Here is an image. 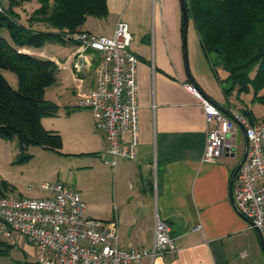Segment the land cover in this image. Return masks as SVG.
Segmentation results:
<instances>
[{"label": "crops", "instance_id": "1", "mask_svg": "<svg viewBox=\"0 0 264 264\" xmlns=\"http://www.w3.org/2000/svg\"><path fill=\"white\" fill-rule=\"evenodd\" d=\"M7 3L5 0L4 9ZM36 8L35 3L15 8L19 22ZM106 8V17H87L79 29L99 37L111 36L119 20L128 25L132 37L129 52L137 59L138 143L134 158H119L111 167L104 163L109 160L104 132L95 128L98 132L90 136L83 130L66 139L49 121L52 118L41 120L45 129L61 136L64 156H93L89 168L97 170L103 185L99 197L83 198L85 217L115 220L120 249L150 248L156 216L166 222L176 252L138 264H264L259 234L236 213L230 195L232 178L247 149L242 127L236 124L230 137L232 152L215 163L202 160L207 132L214 124L206 123L197 99L183 85L194 84L231 114L240 107L235 105L236 95L224 96L191 19L182 34L181 0H106ZM64 44L67 48L57 52L58 57L44 47L21 50L55 63L56 81L49 88L57 92V98L46 99V91L44 98L58 107L54 116L58 118L77 113L78 109H70L71 103L94 88L98 59L91 52L75 58L77 45ZM74 62L82 65L79 75L74 73ZM248 108L257 122L262 120L264 110ZM88 110L87 126L92 127ZM128 139L126 132L122 140ZM102 156L107 159L101 160ZM18 238L27 244L15 236L16 244Z\"/></svg>", "mask_w": 264, "mask_h": 264}, {"label": "built area", "instance_id": "2", "mask_svg": "<svg viewBox=\"0 0 264 264\" xmlns=\"http://www.w3.org/2000/svg\"><path fill=\"white\" fill-rule=\"evenodd\" d=\"M66 39L84 52L98 55L94 88L71 103L75 109L92 112L94 126L105 133V164L114 167L119 158L133 159L138 143L137 59L129 52L132 40L127 23L119 20L111 36H93L80 31ZM79 75L82 65L73 63ZM202 108L208 130L202 160L215 163L234 149L231 135L239 124L247 142L245 158L230 185L234 210L260 237L264 248V120L251 125L239 112L225 116L217 104L192 83L183 85ZM129 134L127 142L122 140ZM43 198L0 195V239L15 245L21 236L36 251V264H138L143 259L176 252L168 224L155 218L150 248L120 249L115 220L99 221L84 215L80 194L58 182L36 187ZM27 191L32 187L28 186Z\"/></svg>", "mask_w": 264, "mask_h": 264}, {"label": "trees", "instance_id": "3", "mask_svg": "<svg viewBox=\"0 0 264 264\" xmlns=\"http://www.w3.org/2000/svg\"><path fill=\"white\" fill-rule=\"evenodd\" d=\"M7 2V7L0 9V139L16 141L17 163L30 159L31 146L64 156L59 133L41 124L42 118L54 117L58 111L55 104L44 98L45 90L56 81L57 67L48 59L21 50L40 49L52 41L71 42L66 36L80 32L87 17H106V0ZM33 2L37 8L20 23L15 8ZM181 3L224 96L251 94L252 102L264 106V0H181ZM185 26L182 15V34ZM3 30L8 38L2 36ZM2 71L15 75L16 88L7 82ZM220 110L231 117L228 110ZM241 111L249 124L257 122L250 110ZM8 189L9 185L2 182L0 195L5 196L3 190ZM12 246L0 241V254Z\"/></svg>", "mask_w": 264, "mask_h": 264}, {"label": "rangeland", "instance_id": "4", "mask_svg": "<svg viewBox=\"0 0 264 264\" xmlns=\"http://www.w3.org/2000/svg\"><path fill=\"white\" fill-rule=\"evenodd\" d=\"M4 3L5 0H0V9L4 8ZM27 6L29 7L30 4ZM2 36L8 38L6 30L2 31ZM43 47L47 53H52L55 56H57V52L61 54L67 48L64 43L53 41L45 43ZM2 74L13 88L17 87V79L13 73L2 71ZM45 91L46 99L54 100L57 98V92L54 89L47 88ZM251 99V94L235 96V105L240 107L239 113L246 108L251 111L248 106L255 111L264 110L263 105L252 102ZM87 111L89 110L80 108L77 113L69 117L47 118H52L49 121L63 131L66 139L72 138L75 132H83V130H87L88 135L91 136L93 131L96 133L98 131L95 129L93 121L91 123L92 127L87 126V121H89ZM262 120H264V117ZM262 120L260 119V121ZM241 152L239 150L238 154L240 153L239 155H241ZM28 154L31 157L27 162L17 163L16 141L0 139V185L2 182H6L9 185L8 190H3L5 195L43 198L46 194L40 192L36 187L41 183L58 182L70 190L78 192L82 202L83 198L86 199L90 196L99 197V187H102L103 183L98 178L97 170L89 168L93 156H60L34 146L29 147ZM94 158L100 160L98 156ZM105 159L107 158L102 156L101 160ZM28 186L32 187L31 191H27L26 188ZM0 241L9 244L2 239ZM0 264H35V249L30 244H26L21 238H18L17 245L7 248L3 254H0Z\"/></svg>", "mask_w": 264, "mask_h": 264}, {"label": "water", "instance_id": "5", "mask_svg": "<svg viewBox=\"0 0 264 264\" xmlns=\"http://www.w3.org/2000/svg\"><path fill=\"white\" fill-rule=\"evenodd\" d=\"M182 7H183V6H182ZM182 15H183V18H184L185 22L187 23V19H186L185 13L183 12V8H182ZM245 154H246V152H245ZM245 154L243 155V158H242V160L240 161V163H239L237 169L239 168L240 164H241L242 161L244 160V158H245ZM237 169H236V170H237Z\"/></svg>", "mask_w": 264, "mask_h": 264}, {"label": "bare ground", "instance_id": "6", "mask_svg": "<svg viewBox=\"0 0 264 264\" xmlns=\"http://www.w3.org/2000/svg\"><path fill=\"white\" fill-rule=\"evenodd\" d=\"M17 245V244H16Z\"/></svg>", "mask_w": 264, "mask_h": 264}]
</instances>
